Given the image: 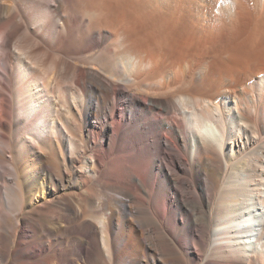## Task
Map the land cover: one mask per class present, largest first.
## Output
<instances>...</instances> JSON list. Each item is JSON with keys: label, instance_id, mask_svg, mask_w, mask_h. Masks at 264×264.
<instances>
[{"label": "bare ground", "instance_id": "1", "mask_svg": "<svg viewBox=\"0 0 264 264\" xmlns=\"http://www.w3.org/2000/svg\"><path fill=\"white\" fill-rule=\"evenodd\" d=\"M1 27V264H264V0H0ZM21 32L72 58L63 121Z\"/></svg>", "mask_w": 264, "mask_h": 264}, {"label": "rangeland", "instance_id": "2", "mask_svg": "<svg viewBox=\"0 0 264 264\" xmlns=\"http://www.w3.org/2000/svg\"><path fill=\"white\" fill-rule=\"evenodd\" d=\"M7 3L8 4H13V2H11V1H7ZM239 25H240V23L235 24V26H234L235 28H232V29L233 30H235V29L238 30L239 27H240ZM4 28H6V27H4ZM4 28L3 27L0 28V41L2 40L1 38L4 35V32H5ZM220 28L221 29H219V32H218L219 33L218 34V38L219 39H222L224 35H227L230 31H232L231 28L224 27L222 25L220 26ZM33 30H35V29H33ZM45 37L48 39L50 36L49 37L45 36ZM16 40H17V43L19 44V46L21 47V49L23 51L24 50H26V51L28 50L27 52H29V50L34 49L33 56H32L31 53L30 54H31V57H32L31 59H33L32 61H33L34 67H35L34 69H36L35 72L37 74H41L43 76L44 83L48 84V87H50L49 88V90H50L49 92L52 95L51 96V100L53 102H55V103L57 102L56 103L57 107L54 108L55 112L53 111L54 113H52V114H54L55 118L59 117L58 119L63 121L62 118H64L65 115H66L65 114L66 111L64 110V107H65L66 104H65V102H63V100L65 101V98L68 97V99L70 98L69 101H71L72 100V96L78 94L77 88H76L77 86L73 85L74 75L75 74L73 72L72 67L70 66V64H72V58H70L69 56L67 57V55L63 56L62 54H59L58 52L57 53L52 52L48 56H43V54H41L40 50L38 49V47L40 48V46H41V45L38 46V44H37V43H39V39L36 38L33 34L32 35L30 34V36H26V35H24L22 33V34H20V36ZM17 52L18 51H16L12 55V58H13L14 62H16L19 59V55H18ZM90 53L91 52H89L88 54H90ZM78 64H80V63H78ZM95 69H96V67H95ZM13 75L14 74H12V78H13L12 81L9 82V83L7 82L8 89L5 90V93H7L9 96H11V93H13L14 95L16 94L15 89L12 87V85L13 86L15 85V78H14ZM57 87L59 89H57ZM63 105H64V107H63ZM72 106H74L73 107V110H74L73 112L75 114V117H77V115H78L77 108L78 107L76 106L75 103H72ZM75 106H76V108H75ZM57 108H59V110ZM60 109H62L63 112ZM76 125H77L76 122L71 124L70 125V130H71L72 133H74L75 135L78 134L77 136H79L80 128H79V126H76ZM22 133H23L22 128H19V134H22ZM45 144H46V142L41 144V146L42 147L44 146V148L46 149L47 146ZM6 154L9 155V152H6ZM52 161H53L54 164H56V165L58 164V162L55 159L52 160Z\"/></svg>", "mask_w": 264, "mask_h": 264}]
</instances>
